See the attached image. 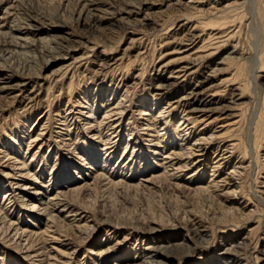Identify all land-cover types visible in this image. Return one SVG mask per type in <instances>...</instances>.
Instances as JSON below:
<instances>
[{"label":"rangeland","instance_id":"rangeland-1","mask_svg":"<svg viewBox=\"0 0 264 264\" xmlns=\"http://www.w3.org/2000/svg\"><path fill=\"white\" fill-rule=\"evenodd\" d=\"M80 1L0 0L1 33L17 35L15 31L20 30L21 33L18 35L20 38L31 40L33 38L29 28L44 24L43 29L50 31L51 27L66 26L65 32L69 34L71 41H62L58 37L54 43L76 47L78 51L76 58L80 57L72 64V68L60 69L63 67L61 62H48L50 57L47 52L55 44L48 43L46 41L48 37L42 35L40 36L43 38L42 41L36 40L38 37L35 38L34 54L28 55L31 58L18 56V59L15 55L7 59L6 63L0 61V73L5 74L3 71L5 69L14 74L16 82L29 83L25 92L20 93L16 100L0 99V219L10 226L13 223L12 228H21V231L24 230L29 235L33 233L30 241L33 242V251L38 255L42 248H45L44 257L31 258L36 256V253H26V249H23L26 245L23 242L18 243V235L14 238L12 229L6 235L0 230V264L2 256L6 260L5 264H38L41 260L42 264H45L44 262L102 264L104 259L101 258V251L106 248L119 252L118 256L124 258L149 247H174L173 258L167 264H224L223 260L231 256L221 253L229 246L237 244H243L242 249L234 248L241 263L255 264L256 259L260 258L261 252L264 251V145L258 151L260 173L255 189L253 184L256 177L255 167H252L250 174L246 170H238L240 176L233 178L230 171L238 162H244L241 168L248 165L247 158H242L241 147L247 141L248 152L251 153L254 123L257 121L261 100L264 97V88L262 91L258 90L257 83L264 84V72L256 73L258 77L256 79L255 75L253 78V75L248 73L249 67L253 65L249 59L243 60V63L223 60L235 45L244 52L252 49L257 53L261 48L259 22H256L257 26L252 22L255 16V1L250 0L243 8L230 14L238 16L237 27L240 24L235 29L237 31L235 37L228 41L222 40L224 43L220 45L221 49L211 57L212 59L210 58L214 63H222L221 66L218 65L221 72L214 78L217 85L215 88L217 107L226 106L229 91L236 86H232L233 84L243 85V90L247 92L244 94L246 102L241 107L232 108L231 112L228 110L222 116L219 112L207 114L208 121L205 122V118L193 129L192 125L187 127V122L184 124L183 111L187 109L182 106H170L171 100L166 96L160 98L157 103H153L152 99V95L156 93L154 89L158 85L155 79L158 73L155 70H158L159 62L174 63L194 51L192 47L185 48L178 42H172L173 33L182 19L174 20L175 25L172 24L177 13L174 12L175 7L168 5L189 0H95L99 3L95 7L97 9L92 12L96 20L88 19L84 24L77 22L82 6ZM233 1L220 0V8ZM126 3H130V6H126ZM126 11H133L135 14L126 17L124 14ZM49 35L60 33L50 32ZM2 41L4 38H0V42ZM57 55L61 53L54 57ZM107 59L115 60V65L110 68L111 70L98 71L97 65H103ZM194 81L195 76H190L184 83L188 85L184 91H187ZM109 86L111 91L107 88ZM126 88L129 95L121 103L124 115L118 123L121 132L117 139L112 140L115 137L111 136L114 130L112 126L107 129L105 126L107 123H113L118 116L105 121L101 125L102 129L95 126L102 121L105 107L116 106ZM96 90L108 103L99 104L96 111H92L89 106L92 102L91 97L98 96ZM177 92L179 90L174 93ZM173 96L179 99L184 93L180 91ZM24 97L34 99L29 102ZM143 104L145 107L152 106L151 117L143 116L142 113L147 114L142 107ZM89 114H95L91 120L85 118ZM228 114L230 116H227ZM164 123H167L165 129ZM148 124L157 125L151 127L153 130H143ZM39 129L43 131L44 140L32 143L27 151L30 140L41 132ZM186 129H190L187 135L183 132ZM100 130L102 139L97 137ZM106 136L111 141L104 148L103 140ZM137 139L139 141L135 150L141 151L142 147V151L147 153L148 160L142 162L139 168L137 164L140 158L135 152L133 155L136 157L133 159L135 163L133 162L130 167V170L136 168L135 173L133 171L127 175L133 179L132 184H140L139 186L113 187L107 185V181H97L87 191L77 194L70 193L68 186L56 185L57 174L68 161L72 164L77 160L79 163L74 177L85 173L86 163L79 161L76 154L82 153L83 160L87 159L83 151L90 149L92 145L98 153V160L104 159V150L115 147L108 152L113 155L111 160L107 161L113 165L110 171L118 174L117 169L124 166L119 163L124 158L126 160L129 158L131 155L129 147L131 145L133 147ZM196 139L204 140L198 143L201 149L192 152L193 155L187 159L184 155L189 152L185 149L192 146ZM42 142L41 149L37 151ZM85 142L88 144L82 145ZM125 142L128 148L123 154ZM180 144L182 145L179 147ZM231 144L238 146L234 151L229 150L230 158L217 161L216 158L222 154L224 147L228 145L230 148ZM82 148L85 149L81 150ZM15 152L13 157L28 159L26 164H29V174L24 175V178H19L20 171L15 170L14 173L12 171L14 160H9L7 155ZM170 153L173 163L180 164L189 160L188 163H192L202 155L199 159L202 163L199 176L191 179L195 169L186 168L187 170L181 172H167L168 175H173H170L171 178L166 177L164 172L165 168L168 169L169 160L162 159ZM34 154L35 157L31 159ZM121 154L123 155L119 160ZM251 165L253 166V162ZM215 166L219 167L213 170ZM88 174L93 177L94 171H89ZM49 180L51 183L47 184ZM189 183H198L206 190L199 193L191 192L185 189L190 187L187 185ZM47 185H49L47 189L41 188ZM176 185L179 188L176 189L174 187ZM235 187L238 189H234ZM253 191L258 192V197L254 198ZM59 192L65 193L62 204L70 208L68 212L72 213L67 215V209L59 206L55 208L49 206L45 213H42L41 210L47 204V196L52 197ZM5 193L10 195L8 198L12 201L10 204L3 198ZM259 197L261 201L258 200ZM31 204L35 207L34 210L30 208ZM228 209L234 211L235 215L226 214L225 210ZM76 212L80 216H72ZM78 219L82 222L76 223ZM68 224L72 225L70 230L67 229ZM44 225L50 226L48 229L50 232L42 237V241L40 238ZM153 228L156 231L150 232ZM195 229L202 233L196 234ZM184 244L189 249L184 248L182 246ZM27 254L30 257H25ZM105 263L116 264L117 261L110 258L104 261ZM137 264H142V260Z\"/></svg>","mask_w":264,"mask_h":264},{"label":"bare ground","instance_id":"bare-ground-1","mask_svg":"<svg viewBox=\"0 0 264 264\" xmlns=\"http://www.w3.org/2000/svg\"><path fill=\"white\" fill-rule=\"evenodd\" d=\"M249 1L250 0H234L233 2L226 4L222 8H220V5H221L220 0H217V1H215V0H189L188 2H185V3L178 1V2H174V3L169 2L170 4H168L171 7H175L174 12L177 13V15L174 16L173 21L182 19V22L180 21L181 23L177 25V29L173 33L174 38H172V42H178L182 46H184L185 48L186 47H188V48L192 47L191 49L194 51L192 53H190L189 55L178 59L174 63L159 62L158 70H155L158 73L155 76V79L158 82V85L154 89L156 91V93H155V95H152V99H153V103H157L160 100V98L166 96V98L171 100V102L169 104L170 106H174V105H176L175 107H179V106L181 107L182 106L183 108L187 109V111H185V110L183 111V116L185 117L184 124L187 122V124H186L187 127H188V125L189 126L192 125L191 129H193L195 125L201 124L205 118L206 119L204 121L205 122L208 121L207 114H211V113L213 114L214 112H219L221 114L220 116H222V115L226 114V112H228V110H230V112H231L232 108L234 109V108L241 107L246 102V101H244V100H246L244 97V94L247 92L245 90H243V85L233 84L232 86H234V85H236V86H234L232 89H230V91L228 90L229 91V101L226 104V106L217 107L218 103L215 102L216 92H217V90H215V88L217 85L215 84L214 78L216 77L217 74H219V72H221V68H218V65H220L222 63H214V61L212 62L211 57L214 56L215 53L219 49H221L222 46H220V45L223 44L224 41L232 40L231 38H233V36L237 32V31H235V29L238 28L240 25V24H238V27H237V24H236V22L238 20V16H234V15L231 16L230 14H232V13L234 14L237 10H239L240 8H243V6L247 5V2H249ZM254 1L256 3V4H254L255 5V11H254L255 16L253 17L252 22L255 23L256 26H257L256 22L257 21L259 22V24H258L259 30H260V33H259L260 39L259 40H260V47L261 48L258 50L257 53H256V51L254 52L252 49H249L247 52H244L242 49H239L235 45V46L231 47V51L228 52L227 56H225L223 58V60L228 59V60H233V61H238V62L242 61V63H243L244 62L243 60L249 59V61L253 65L251 67H249L250 69H249L248 73L250 75H253V78L255 75V78L258 79V77L256 76V73L264 72V0H254ZM80 3H82V6H81L80 12H79L78 17H77V22H83V24H84V23H86V20H88V19L96 20L95 16L92 14V12L97 9V8L95 9V7L99 3L95 2V0H81ZM126 4H127L126 6H130V3H126ZM182 11L183 12L185 11V12L183 13ZM3 12H6V11H3ZM124 14L127 15L126 17H130V16L134 15L135 12L126 11V13H124ZM97 18L100 19L99 17H97ZM119 20L121 21L124 19H118V21ZM239 22H241V19ZM174 23H175V21L172 24H174ZM43 25L39 24V26L32 27L31 29L29 28V30H31V32H32L30 35L33 39H31V40L28 38H20L18 36L21 33L20 30L15 31L17 33V35L16 34L8 35V34L0 32V38H4V41L0 42V61L5 62L7 59L12 58L15 55H17V58H18V56L19 57L24 56V58H25V56L29 57L28 55L30 53L34 54L33 52H34V48L36 47V40L42 41L43 38H40V36H42V35H45V37H48L46 41L48 43L50 42L51 44H53L58 37H59L58 39H60L62 41H71L69 34L65 32L66 26L64 27V26H57L56 25L57 27H51V30L49 29L50 31H48V30L43 29L44 28ZM168 29H169V27H168ZM12 32H14V31H12ZM50 32L51 33H57L58 32V33H60V35H49ZM36 37H38V39L35 40ZM44 40H45V38H44ZM222 40H224V41H222ZM161 43H163V42H161ZM54 44L57 46L54 45V47L50 48L51 50L47 52L49 54L48 57H50V60L48 62H50V63L61 62V64H63V67H61L60 69L64 68L66 70L67 68H70L72 66V64L76 63L77 59L80 58V57L76 58V53L78 52L76 47H68V44L66 46H64V44H60V43H54ZM57 53H61V55H57V57H54ZM29 58H31V57H29ZM46 59H48V58H46ZM26 63H30V62L26 61ZM115 63H116L115 60L107 59L104 61L103 65H97L98 66L97 70L98 71H103L106 69L109 70L112 66L115 65ZM212 64H213V66H212ZM116 65H118V64H116ZM2 66H1V68H3ZM115 67H117V66H115ZM3 71L5 72V74L0 73V99H5L7 101L9 99L10 100H16L19 97L20 93L25 92L26 87H28L29 83L25 82V81L16 82L14 79L15 77H14L13 73H11L10 71H7L5 69H3ZM112 74H113V71H112ZM166 74H167V76H165ZM240 74H241V72H240ZM107 75H108V73H107ZM190 76H195V81L187 91H184V88H186L188 86V85H185L184 83L187 82V79ZM189 84H190V82H189ZM124 86L128 87L129 85L128 86L124 85ZM257 87H258V90L262 91V89L264 88V84H261V83L258 84L257 83ZM107 88L111 91V86H109ZM178 90H179V92L181 91L182 93H184V96L180 97L179 99H176V97H174L173 95L178 94L179 92L174 93L175 91H178ZM123 91H124L123 95L121 96L117 105L112 107V108H111V106L105 107V112H104V116H103L102 121H99L95 126L97 129H102L101 125H103L105 121H108L114 117L116 118L118 116V119H115V121L113 123H107V125L105 126L106 129L108 127L112 126V130H114V131H112L113 133L111 134V136L115 135V137H113L112 140L117 139L120 132H121L120 126L118 125L119 121H121L120 118H122L124 115V110H122L121 103H123L129 95V90L127 88ZM31 92L32 91H30L29 94H31ZM16 93H18V94H16ZM96 93H98L97 97H96V95H93L91 97L93 104L91 102V106H89V109L92 111H94V110L96 111L97 105H99V104L105 105L108 103V101L104 100V98H105L104 96L103 97L99 96L100 93L98 90H96ZM24 98L29 102H31L34 99V98L29 99V97L28 98L24 97ZM96 98H97V104H96ZM248 101H250V100H248ZM261 101H262L261 105H260L261 109L259 110L260 113H258L259 115H258L257 121L254 123V128H253V135H252V141H251V147H252L251 153L248 152V145L249 144L247 141L245 143H243L242 147H241L242 148L241 149L242 158L243 159L247 158L246 160L248 161V165L246 166V168H241L242 167L241 165L244 162L243 161H242L243 163L238 162L237 166L233 165L232 170L230 171V176H232V178H233L234 176H237V177L240 176V173L238 172V170L243 169V170L248 171V173L250 174L252 172L251 171L252 167H255L256 169H254V170L256 171L255 172L256 177L253 180L254 181L253 182L254 189L257 186V176L260 173V170L258 169V166H259L258 165V163H259L258 151H259L260 147H262L264 145V97ZM145 106L146 105L143 104L142 107L145 108V111H147V114L144 112V113H142L143 116L151 117L152 114H150V112L152 110V106H149V107H145ZM68 114H70V113H68ZM93 115H95V114H92V115L89 114L85 118L88 120V119L92 118ZM234 115H236V114H234ZM227 116H230V114H228ZM237 117H235V118H237ZM181 120H183V119H181ZM64 121H66V120H64ZM153 122H155V120H153ZM188 122H190V123H188ZM153 125H157V124L145 125V129H143V130H149L150 131L152 129L151 127ZM166 125H167V123H164V129H165ZM177 125H179V124H177ZM164 129H162V130H164ZM108 130H110V129H108ZM130 130H131V128H130ZM162 130H160V131H162ZM188 130H190V129H186L183 131L185 135L188 134L187 133ZM39 131H41V132L37 133L36 137L33 138L32 141L30 140V142H29L30 144L28 143L27 149H26L27 151L29 150L32 143L44 140L43 131L41 129H39ZM227 131L228 130H226V132ZM101 134H102V132L100 130L97 134V137L99 139H102ZM129 137H130V134L128 135V140H129ZM18 138H19V136H18ZM110 141L111 140H109L108 137L106 136L105 140H103L104 148H106L109 145L108 142H110ZM138 141L139 140L137 139L135 142L136 144L135 145L133 144L134 145L133 147H132V145L129 147L131 149V155L129 156V158H132V159L128 158L126 160L124 158L121 161V163H119V165L120 164L124 165L122 169H120V168H118L119 170L117 169L118 174L120 173L119 175L115 174L113 171H110L111 168L113 167V165L107 161V160H111V157L113 155V153L108 154V152L110 151V149L112 151L115 147L104 150L105 151V152H103L104 159L98 160V153L94 149V145H92L90 147V149L83 151L85 153V155L88 157L87 159L83 160V158H82L83 154L82 153L76 154L78 156L77 159L79 161L86 163L85 173H83V175L81 174V176H79V177H74V174H77L76 171L78 170L77 166L79 165V163L77 160L73 161L72 164L68 161L63 166L62 171L57 174L58 180H57L56 185H59L60 187L68 186L69 187L68 191L70 193H77V194L84 192V191H87L89 189V187L91 185L96 184L97 181H107L106 184L109 186H113V187L123 186V185L127 186V187H137V185L139 186L140 184H132V183H134L133 179H131L130 176L127 175L129 173H132L134 170H136V168L134 170H130V167L134 162L133 159L136 158L135 156L133 157L135 152L138 153V156L140 158V160L138 161V164H137L139 166V168H140L142 162H147V160H148L147 159L148 157L146 156L147 153L144 150L142 151V147H141V151L135 150L136 145H138L137 144ZM181 141H183V140H181ZM201 141L203 142L204 140H202V139L194 140L193 145L189 146L185 149L189 153L187 155H184V154L183 155L186 156L187 159H190L192 152H196L195 150H197V149L200 151L201 147H199L198 143ZM101 142H102V140H101ZM13 143L14 144L16 143L15 140L13 141ZM156 143L158 144V142H156ZM86 144H88V142L82 143V145H84V146H86ZM42 145H43V142L40 144L37 151H39L41 149ZM113 145H111V146H113ZM181 145L182 144H180L179 147ZM237 146L238 145L231 144L230 148L228 147V145L226 147H224V150L221 151L222 154L217 156V158H216L217 161H224L225 159L230 158V157H228V156H230L229 150L231 149V151H234L237 149ZM192 147L194 148L193 150H192ZM127 148H128V144H127V142H125V147H124L123 152H122L123 154L127 150ZM183 148H182V150H183ZM83 149H85V148H82L81 150H83ZM180 149H179V151L181 152ZM71 150L74 151V148H72ZM16 152L11 154V155H7V156L9 157L8 158L9 160H14L13 161L14 164H12L13 173L15 170H18V171H20L18 173L19 178H24L25 176H28V174H29V172H28V165L29 164H26L28 159H25V157H23L22 159H18V157H13L12 155H15ZM2 153H4V152H2ZM35 154L31 157V159H33L35 157ZM123 154H121L119 156V160L121 159ZM151 154H153V151L151 152ZM227 154H229V155H227ZM201 156L202 155H199L198 159L192 163H188V162H190V160H189L188 162H185L184 164H180V163H173V161H172L173 159H171V157H172L171 153L168 154L167 156L163 157V159H162L163 161L169 160L167 163L168 169L165 168L166 169V171L164 172L165 176L169 178L171 174L168 175L167 172H171V171L181 172L186 168L195 169V172L191 174V179L196 177V176H199V174L202 171V169H201L202 163L199 160ZM250 159H253L252 160L253 166L251 165L252 162L249 161ZM71 162H72V160H71ZM69 164H71V165L68 167ZM226 164H228V163H226ZM16 167H19V168H16ZM174 167H176V168H174ZM218 167L219 166L213 167L214 168L213 170H215V168H218ZM107 168H109V169L107 170ZM79 170H80V168H79ZM114 170H116V168ZM21 171L25 172V173H21ZM59 171H60V168H59ZM89 171H94L93 177H90V175L88 174ZM197 172H198V174H197ZM133 173H135V171ZM78 174H80V173H78ZM124 174H126V175H124ZM8 175L9 176L10 175L15 176V174H13V175L8 174ZM153 177H155V176H153ZM166 177H164V178L166 179ZM78 180H80V181H78ZM189 181H191V180L189 179ZM193 181H194V179H193ZM145 182H148V181L145 180ZM50 183H51V180H49L47 184H50ZM187 185H189L190 187L187 188L185 186L186 188L185 187L184 188L187 190H190L191 192L199 193V192H204L206 190L202 186H199L198 183H189ZM53 186H54V184H53ZM233 186L234 185H232V187ZM48 187H49V185H47L45 187H41V188L47 189ZM174 187L179 188L178 185H176ZM214 187L217 188V186H214ZM180 188H183V187H180ZM234 189H238V188L235 187ZM249 194H251V193H249ZM252 194H253L254 198L258 197L257 196L258 192L253 191ZM9 196L10 195H8V193H5L3 198H6L5 201H7L10 204L12 201H10V199H8ZM64 198H65V193H62V192H59L56 195H53L52 197L47 196V204L45 205L43 210H41V212L45 213V211L48 209L49 206H51L53 208L59 206L62 209H67V211H66L67 215L72 213V211L68 212V210L70 208H67L65 204H62V201ZM258 200L261 201L260 197ZM10 208H12V207L10 206ZM30 208L32 210L35 209V207L32 204H31ZM225 213L230 214V215L232 214V216L235 215V212L234 211L231 212L230 209L225 210ZM48 216H49V214H48ZM72 216L76 217V216H80V214H78L76 212ZM241 216H243V215L241 214ZM49 217L52 220L51 215ZM0 221H1L0 230L3 231V235H6L10 231V229H12L14 231L13 237L16 238L18 235V243L20 244L21 242H23L26 245L25 247H23L24 250L26 249V253H28V252L29 253H36V256H32L31 258H39V257L41 258V257L45 256L44 255V252H45L44 247L42 248V251L39 253V255L37 254V252L33 251L34 250L33 249V242L30 241V236L33 233L31 235H29V234H27L26 231H24V230L21 231V228H17V227L12 228L13 223H11V226H10L9 224H7V222H4L3 219H0ZM55 222H56V220H55ZM73 222H75V221H73ZM79 222H82V220L81 221L79 220L76 223H79ZM71 224H72V222H71ZM71 224L70 225L68 224V227H67L68 230H70L72 228ZM49 228H50V226L48 227L47 225H44V230H43V232H41L42 236H41L40 240H42L43 239L42 237L43 236L45 237V235L50 232L48 230ZM155 231L156 230L154 228L150 229V232H155ZM194 231L196 232V234L202 233V231H198L197 229H195ZM18 232H20V234H18ZM182 246L186 249H189V248H187L186 244H184ZM242 247H243V244H237L235 246H229L227 249H224L221 254L231 256V258L230 257L227 258L228 261H227V259L223 260L224 264H242L241 260H239L237 258L238 253L234 250V248H237V250H239V249H242ZM173 248L172 247L171 248L170 247L169 248H161V247L150 248L149 247V248H146V250H143L142 252H140L138 254H134L133 256H127L124 258L118 256L119 252H115L111 248H106L103 251H101V254H102L101 258L104 259L102 264H104V261L106 262L110 258L112 260L117 261L116 264H137V262H139L141 260H142V264H167L168 262H170L171 258H173V255H174L172 252ZM145 252H147V253H145ZM25 257L28 258V257H30V255L27 254V255H25ZM46 259H47V261L50 260L47 258V256H46ZM29 260L31 261L33 259H29ZM5 263H6V260H5L4 256H2L1 264H5ZM44 263L48 264L47 262H44ZM38 264H42V260L39 261ZM255 264H264V251L261 252L260 258L258 257L256 259Z\"/></svg>","mask_w":264,"mask_h":264}]
</instances>
